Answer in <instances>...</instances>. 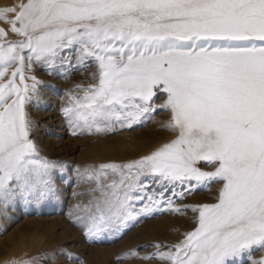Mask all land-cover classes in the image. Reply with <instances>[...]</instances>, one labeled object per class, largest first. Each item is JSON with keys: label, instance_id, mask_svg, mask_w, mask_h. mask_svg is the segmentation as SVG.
I'll list each match as a JSON object with an SVG mask.
<instances>
[{"label": "snow or ice", "instance_id": "snow-or-ice-1", "mask_svg": "<svg viewBox=\"0 0 264 264\" xmlns=\"http://www.w3.org/2000/svg\"><path fill=\"white\" fill-rule=\"evenodd\" d=\"M18 7L15 20L6 18L15 9L0 12V21L24 38L5 46L0 29V80L9 64L21 65L0 83V202L53 191L52 165L38 158L29 138L23 67L26 59L51 60L77 49L78 62H96L98 83L64 109L65 116L131 127L156 111V97L164 94L158 107L170 111L168 130L177 134L124 166L135 175L89 231L103 230L134 192L155 186L160 191L146 199L162 197L165 188L180 199L184 192L177 187L193 191L195 184L222 182L216 203L192 209L195 229L159 258L240 264L264 250V0H27ZM201 163L215 170L201 171Z\"/></svg>", "mask_w": 264, "mask_h": 264}, {"label": "rangeland", "instance_id": "rangeland-1", "mask_svg": "<svg viewBox=\"0 0 264 264\" xmlns=\"http://www.w3.org/2000/svg\"><path fill=\"white\" fill-rule=\"evenodd\" d=\"M26 2L21 0L19 5ZM6 18L15 20L8 14ZM10 28V24H0V29L7 34V40L2 41L5 46L24 39L13 34ZM77 51L65 50L51 60L26 59L24 62L26 66L22 74L24 83L30 89L25 104V112L32 124L29 138L37 148L38 158L52 165L48 173L53 191L46 195L36 192L27 196L16 195L7 203L0 202V264H169L159 257L172 252L185 234L195 229L194 221L198 213L192 209L216 203L222 182L195 184L194 191L177 187V192L183 191L186 197L189 195L183 200L179 199L178 202L185 204L181 208L175 206L176 201L169 203L172 201L168 199L171 189H163L164 195L156 196L154 200L145 197L160 191L158 187L154 186L151 191L144 189L134 192L130 194V202L125 209L116 214L103 230L89 231L95 217L110 214L115 197L121 195L131 182L130 177L135 175V169L124 166L149 156L148 153H140L137 157L110 159L114 149L109 145L116 144L117 151L120 146L118 152L121 149L122 152L127 151L128 147L136 150L134 144L140 136L136 131L150 124H156L157 130H164L167 134L171 132L169 135L173 133L168 130L170 111L158 107L166 98L164 94L156 97V111L143 115L131 127L114 119L89 120L85 123L65 116L63 110L74 106L77 98L83 100L85 95H91L88 90L98 83L96 62H78ZM24 55L27 57L28 53ZM10 65L0 83H7L11 73L21 67L19 63ZM55 80L72 87L58 89L52 84ZM16 83L19 85V75ZM33 83L35 92L31 91ZM14 98H9L8 103ZM51 108L61 116L67 134L61 140L66 149L62 154L43 144L47 137L37 120L38 115ZM98 143L101 147H98ZM94 145H97V149L92 148ZM110 165L118 166V170L104 167ZM198 167L209 173L215 170L214 167L206 168L203 163ZM113 184H116L115 188L108 187ZM205 194L213 201L199 204L197 201L189 202L192 197L200 195L201 198ZM109 200L113 202L112 205L106 202ZM153 256L157 258L150 259ZM261 260H264V250L244 257L240 264H259Z\"/></svg>", "mask_w": 264, "mask_h": 264}, {"label": "bare ground", "instance_id": "bare-ground-1", "mask_svg": "<svg viewBox=\"0 0 264 264\" xmlns=\"http://www.w3.org/2000/svg\"><path fill=\"white\" fill-rule=\"evenodd\" d=\"M21 0H0V12L6 10V9H15V12L12 13H8V15L10 17H12L13 19L15 18L16 13H18L20 11L19 6V2ZM8 7V8H7ZM1 26L4 25L5 23H3L2 21H0ZM7 29V28H6ZM64 56V55H63ZM71 58V57H70ZM10 65V64H9ZM11 66V65H10ZM24 66L25 63H24ZM25 70V69H24ZM16 71V70H15ZM88 71V70H87ZM25 73V72H24ZM43 77V76H42ZM52 84L55 85L56 88L58 89H66L70 86V84L67 83H61L59 80L58 81H52ZM72 87V86H70ZM80 91V90H79ZM78 91V92H79ZM47 93V92H46ZM162 95V94H161ZM161 97H159L160 99ZM163 98V97H162ZM51 99V98H50ZM164 99V98H163ZM166 99V98H165ZM9 100V99H8ZM161 100V99H160ZM50 106H52V103H49ZM158 106V105H157ZM162 115V113H161ZM159 115V116H161ZM167 115V114H166ZM33 116V115H32ZM164 117V116H163ZM166 117V116H165ZM38 121H39V125L42 128L41 130L43 132H45V135L47 138L44 139V145L45 146H49L52 149H55L56 153H63L66 152L65 147L63 146L64 142L61 141L64 137L67 136L66 134V130H65V126L62 123V119L61 116L59 115V113L57 111H55L53 108L49 109L48 112L42 113L40 115H38L37 117ZM162 119V118H161ZM148 120V119H147ZM166 120V119H165ZM169 122V121H168ZM151 123V122H150ZM154 123V122H153ZM161 128V127H160ZM163 128V127H162ZM164 129H166L164 127ZM138 130V129H137ZM128 132V131H127ZM137 133H140L139 137H137V142L136 144H134V147L136 148V150H130L129 147L127 149V151L122 152L123 150L121 149V152H118L120 149V146L118 148V151L116 149V144L115 146H112V143L109 145L111 146V148H113L114 150L112 151L111 155H110V159H114V160H121V159H127V158H132L133 156L139 155L140 153H148L149 156L152 155L155 151H157L158 149H160L162 146L171 143L173 140H175L177 138V134L175 135L174 132H171L169 134H167L164 130L160 131L157 130L156 128V124L155 125H146L144 126L143 129H140L138 131H136ZM132 133V132H131ZM131 135V134H130ZM134 135V133H133ZM138 135V134H137ZM136 136V135H135ZM128 137V136H127ZM123 138V137H122ZM135 138V137H134ZM110 140V139H109ZM136 140V139H135ZM114 141V139H113ZM131 142V141H130ZM129 142V143H130ZM121 143V142H120ZM118 142V144H120ZM99 144V143H98ZM123 144V143H122ZM124 145V144H123ZM100 146V144L98 145V147ZM126 145H124L125 147ZM90 147V146H89ZM101 147V146H100ZM108 147V146H107ZM131 147V146H130ZM91 148V147H90ZM92 148H96L97 149V145L92 146ZM110 148V147H109ZM132 148V147H131ZM109 152V150L107 151ZM58 156V155H57ZM94 156V155H93ZM137 157V156H136ZM145 158V157H144ZM87 159V158H86ZM143 159V158H142ZM141 160V159H140ZM128 161V160H127ZM136 161V160H135ZM75 162V161H74ZM91 162V161H90ZM131 162V161H130ZM129 163V162H128ZM207 168V167H206ZM210 168V167H209ZM210 189V188H209ZM194 191V190H193ZM208 191V190H207ZM215 192V191H214ZM200 194V193H199ZM208 194V193H207ZM203 195V194H201ZM206 195V194H205ZM212 195V194H211ZM189 196V195H188ZM187 196V197H188ZM185 198H187L186 196H184ZM184 197L182 198V200L184 199ZM199 196H194L192 197V199L189 202H193V201H197L198 204L199 202H211L213 201V198L211 200L210 197L203 196L201 198H199ZM174 197H172L171 195L168 197L169 200H173ZM181 199V198H180ZM168 200V201H169ZM174 201H176L177 203L175 204V206L177 207H183L185 206V204L183 202H178L179 199L175 197ZM181 201V200H180ZM188 202V200L186 201ZM185 202V203H186ZM169 204V203H168ZM172 204V203H171ZM208 204V203H207ZM170 205V204H169ZM210 205V204H209ZM190 208V207H189ZM196 213V212H195Z\"/></svg>", "mask_w": 264, "mask_h": 264}]
</instances>
